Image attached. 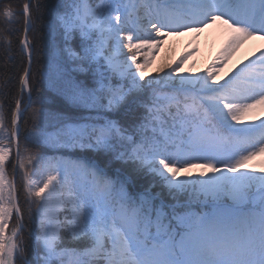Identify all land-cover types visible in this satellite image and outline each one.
Wrapping results in <instances>:
<instances>
[{"label": "snow or ice", "instance_id": "snow-or-ice-1", "mask_svg": "<svg viewBox=\"0 0 264 264\" xmlns=\"http://www.w3.org/2000/svg\"><path fill=\"white\" fill-rule=\"evenodd\" d=\"M0 15L6 23L23 16L21 52L28 59L10 126L0 102V264H29L18 187L8 175L13 146L12 171L23 170L34 222L35 264H264V168L242 170L264 154V119L242 122L264 106V50L222 83L214 71L177 75L183 59L165 76L145 80L151 53L138 61L142 49L159 46L165 29L219 20L232 33L219 57L223 64L245 39L264 36V0H58L46 25L63 39L58 82L69 103L97 115L58 117L54 134L33 130L25 140L39 135L43 143L87 147L103 154L99 164L21 150L18 122L38 103L31 95L37 45L30 33L44 5L24 0L14 9L9 3ZM77 35L79 50L71 46ZM4 43L11 45L7 38ZM75 72L91 73V80ZM44 115L33 109L34 129ZM200 161L207 172L180 178L181 168ZM145 175L154 183L132 194ZM157 183L175 203H166L162 192L153 195Z\"/></svg>", "mask_w": 264, "mask_h": 264}, {"label": "trees", "instance_id": "trees-1", "mask_svg": "<svg viewBox=\"0 0 264 264\" xmlns=\"http://www.w3.org/2000/svg\"><path fill=\"white\" fill-rule=\"evenodd\" d=\"M24 0H3L0 8L6 4H12L13 8L22 7ZM58 0H42L44 5V17L37 22L35 32L30 33V37H35L37 45L36 51L33 54L32 70L34 79L31 82V95L35 103L24 115L21 123V135L19 143L21 150L27 148L28 152L36 156H43L45 158L59 157L62 155L73 156L76 160L89 161L90 163L99 164L103 158V154L97 153L90 148L80 147H63L60 145H52L43 143V138L39 135L33 136L31 140H25V136L35 130L37 133L43 129L45 134H54L60 126L61 116H72L79 120L82 117L96 116L97 112L92 109L83 107H76L69 103L65 96V88L58 82L57 57L60 54V49L64 47L63 39L57 33L49 34L47 28L48 21L52 18L49 13L53 10ZM7 29H13L8 31ZM206 31H204L205 33ZM202 36L194 37L192 40L184 41V36H174L175 42L171 47L169 54V65L162 72H159V77L165 76L169 71V66L175 67L176 63L183 59L180 64L177 75H202L207 71H214L216 73L215 79L221 83L228 78V71H226V63L220 64L219 58L215 55L217 44V36H211L207 32ZM7 38L11 41L10 47L4 43ZM23 38V16L18 17L16 23H6L5 18L0 15V102L4 103V111L7 117L6 123L10 126L11 111L15 108V99L20 95V78L23 75V69L27 66V55L21 52V39ZM79 36L77 35L72 42V47L78 49ZM216 65L213 67V65ZM156 66V65H155ZM71 67H76L71 65ZM74 77L79 80H91V73L75 72ZM157 75L155 74V77ZM6 81V82H5ZM144 81H141L143 83ZM116 83V79L113 80ZM24 99H26L24 97ZM40 108L44 112V118L40 123V127L34 129L32 112L33 109ZM39 141V142H38ZM15 152L13 146V155L10 157V164L8 165V175L11 178L13 171L11 165L15 163ZM27 166V165H26ZM119 166V165H117ZM29 172L33 168H38L37 165L27 166ZM244 171H255L259 173L260 168L248 167L243 168ZM115 169L109 171V175L114 174ZM23 170L18 169L17 173V187L19 192V203L24 213L25 228L20 234L25 244L26 258L29 264H35L36 246L32 237L29 236V231L34 227V222L30 221L27 214L28 203L22 188ZM154 183L153 178L145 175L142 179L129 191L132 194H138L144 191L150 184ZM153 195L161 193L166 203H175L172 197L168 195L166 188L157 183L156 187L152 189ZM187 199V196L181 194V202ZM14 226V220L9 224V232Z\"/></svg>", "mask_w": 264, "mask_h": 264}, {"label": "rangeland", "instance_id": "rangeland-1", "mask_svg": "<svg viewBox=\"0 0 264 264\" xmlns=\"http://www.w3.org/2000/svg\"><path fill=\"white\" fill-rule=\"evenodd\" d=\"M200 27L201 26H193L185 30H180L182 31L181 35L185 37L184 41L192 40V38L195 37L192 35L197 34V31L200 29ZM203 27L206 29H211L213 31L215 30L220 33L222 38L218 40L219 44L217 45L216 50L217 56L220 57L224 49L227 47L228 41L232 35L231 30L229 29L228 25L224 24L222 21L219 20L214 21L212 23H207ZM175 31L176 30L165 29L164 32L167 34L161 37L160 41L158 42L159 46L157 48H145L142 49L141 52L138 54V61L143 63L145 58L148 57V53H151V56L148 57L150 59V62L147 63L144 68L145 80H148L151 77H155V74L158 76L159 72H162L168 67L170 61L169 54L173 45V41L175 42V38L173 37L175 34H177ZM225 35L227 39H225ZM261 50H264V36H251L245 39L227 58L230 73L236 72L240 67L243 66L244 63H247L249 59H253L255 56H258ZM124 51L128 55H132V53H128L127 49H125ZM260 108L261 109L258 108V113L260 115L259 118H253V114H251V111H248L246 114H244L242 121H244L245 118H249V122H259V120L264 119V107ZM248 162L250 164L264 162V154L256 155ZM192 163L193 166L191 168H181V179L186 178L189 175L192 177H197L200 176L202 172H207V169L202 167L204 163L203 161ZM208 174L211 173L209 172ZM33 178L39 180L40 176L37 175Z\"/></svg>", "mask_w": 264, "mask_h": 264}, {"label": "bare ground", "instance_id": "bare-ground-1", "mask_svg": "<svg viewBox=\"0 0 264 264\" xmlns=\"http://www.w3.org/2000/svg\"><path fill=\"white\" fill-rule=\"evenodd\" d=\"M260 107L263 108L264 106H259V105H258V106L255 107L254 109L250 110V111H251V114H253V118H254V117H256V118H259V117H260V115H259V113H258V108L261 109ZM243 122H244V123L249 122V118H245Z\"/></svg>", "mask_w": 264, "mask_h": 264}, {"label": "water", "instance_id": "water-1", "mask_svg": "<svg viewBox=\"0 0 264 264\" xmlns=\"http://www.w3.org/2000/svg\"><path fill=\"white\" fill-rule=\"evenodd\" d=\"M13 177H14V179H15V181H16V172H15V174H14V176H13Z\"/></svg>", "mask_w": 264, "mask_h": 264}]
</instances>
